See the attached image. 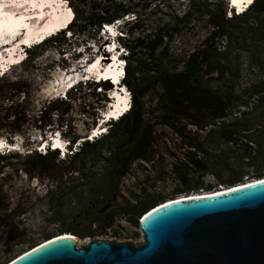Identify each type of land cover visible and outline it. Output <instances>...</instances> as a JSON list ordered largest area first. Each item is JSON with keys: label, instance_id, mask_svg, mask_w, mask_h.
Masks as SVG:
<instances>
[{"label": "trees", "instance_id": "trees-1", "mask_svg": "<svg viewBox=\"0 0 264 264\" xmlns=\"http://www.w3.org/2000/svg\"><path fill=\"white\" fill-rule=\"evenodd\" d=\"M66 1L73 14L68 31L79 23L78 34L91 29L98 32L104 24L133 15L134 21L120 28L124 37L117 40L128 51L122 84L130 93V108L116 121L104 124V133L91 140L89 136L80 142L78 137L69 138L63 158L59 157L58 150L49 148L44 154L35 150L25 155L10 151L0 154V255L3 256L0 264L15 258L9 247L21 235L17 215L10 211L12 198L6 189L12 175L18 172L39 182H60L54 191L51 186L44 190L43 200L53 215V222L60 226V217L78 216L75 221L81 223L80 226L85 225L79 233L93 235L94 227L104 233L118 214L139 224L143 213L165 201V198L147 199L143 204L133 205L131 198L120 191L121 182L132 166L140 162L151 164L159 156L161 127L179 137L185 152L182 164L186 170L178 173L185 186L180 194L194 191L188 179L191 172L212 173L218 177L227 170L232 176L225 186L228 187L245 182L241 174L236 176L232 169H224L230 168V162L243 161L251 169L264 163V0H253L243 13L230 12L229 17L221 1L189 0L180 15L170 12L167 23L157 22L156 29L148 33L140 17L147 12L150 0L130 1L126 9L104 6L100 14H95L94 9L85 4L78 9L72 0ZM202 17L207 19L211 35L225 40V51L219 55L211 48L194 51L188 55L182 71L170 70L175 57L169 53V44L175 35ZM64 36L65 32L61 31L43 44L56 45ZM232 51L245 54L250 67L248 72L255 73L253 77L243 79V68L240 63H233ZM29 58L30 51L26 59ZM213 75L216 77L212 78ZM22 85L16 80L1 86L0 98H7L12 91L20 92ZM83 86L94 94L98 90L96 96L108 101L105 95L112 89L109 83ZM61 105H65L62 100L48 102V116L43 114L45 108L36 120L40 123L38 129L52 127L51 114L60 118L68 113L69 109L62 111ZM22 122L13 120L8 127L9 134H18ZM57 128L61 129L63 137L71 130L62 122ZM7 142L13 144L10 140ZM263 176L260 174L258 178ZM69 197L76 199V205L64 210V200ZM24 204L30 205L31 200L27 198ZM76 231L75 224L59 227V232L69 235ZM51 237L46 233L41 238L45 241Z\"/></svg>", "mask_w": 264, "mask_h": 264}, {"label": "rangeland", "instance_id": "rangeland-1", "mask_svg": "<svg viewBox=\"0 0 264 264\" xmlns=\"http://www.w3.org/2000/svg\"><path fill=\"white\" fill-rule=\"evenodd\" d=\"M4 1L5 0H2V2ZM63 1L67 3L66 0ZM130 1L132 3L136 2V0H72L74 6L78 7V9L82 8L85 4L90 9H94L93 11L95 14H100L99 10L104 6H110L112 9L121 8L122 6L123 9H126ZM188 1L189 0H150L147 12L142 13L140 17V20H142L145 25V29H147L146 33L156 29L157 22L162 24L167 23L170 12L180 15L179 13H182L187 7L186 4ZM205 1H221L225 4L227 7L226 17H229L230 12L241 14L245 11L236 13L234 9L230 8V1L235 4L232 0ZM245 3L247 2L245 1ZM67 6L70 9L69 5ZM241 8H238V11H240ZM153 11L155 16H153ZM104 13L105 11L101 14L104 15ZM128 21H134L133 15H128ZM78 25L79 23H76L74 29L70 31L72 35L70 38H67L65 34L63 38L60 37L56 45L50 42L43 44L46 41L44 40L40 44L37 43L36 46H34L35 44L32 45L31 48L34 46L32 49H25L27 50L25 56L27 57L28 51H30V58L19 65L12 66L9 68V71L1 77L2 81H0V87L6 86L16 80L23 83V88L20 92L12 91L9 92L7 98H0V141L6 142L7 144H9L7 141H12L14 147H11L10 152L21 155L30 153L31 150L38 152L40 149L36 147L37 144L40 146L45 144V142L50 143L48 142L49 139L56 143L58 140V144L62 143L63 145H67L69 138L78 137L80 138L78 142H80L87 136H90L95 124V129L99 131L98 126L102 123L101 121L105 119V114L109 112V108L113 103V99L110 97L111 91L106 92L105 97L108 99L107 102L102 101L101 96H96L98 90L95 91L94 94L90 92V89H87L86 86L84 87V84L79 87L81 88L80 91H77L79 88L71 91L68 96L69 98L66 96L67 100L62 99L60 96H56V93H54L56 92L55 90L51 93L47 92L55 75L68 72L65 70L68 69L70 60H73L74 70H80V67H76V61H80L77 58L81 56V54L77 55V49H80L81 52L86 48L87 56L92 59L95 56L94 52L102 45V38L100 37L99 31L97 32L91 29L84 34H78L76 32ZM211 31L212 29L207 19L202 17L197 21L194 20L188 28L183 29L180 33L175 35L173 41L169 44V53L175 57V62L170 64L169 69L182 71L188 55L197 50L206 49V51H209L208 49L211 48L215 50L218 55L223 53L226 49L225 40L218 35L212 36ZM11 39L12 38L9 37L5 41L0 40V46L9 44ZM2 50L8 51L6 47ZM97 53L99 54V52ZM145 56L146 54H143V57ZM81 57L83 58V56ZM96 57L97 54L95 58ZM231 59L235 64L236 62L240 63L243 68V79L255 75L253 72H248L250 67L247 66L248 60L244 53L241 51H232ZM215 77L214 75L212 76V78ZM68 99L71 101L69 102ZM55 100L56 102L57 100L58 102L60 100L64 101L65 105H61L60 108L62 111L68 108V113L60 118H56L54 114H51L50 118L53 121L52 127H50V129L48 127H45L43 130L38 129L37 126L40 123L36 120L41 112H44V109L48 107V102ZM48 112L49 108H47L43 114L46 113L45 116H48ZM99 117H101V119ZM18 119L19 122L23 120L20 125V132L14 135L9 134L8 127L13 120ZM111 121L114 120H109L108 122ZM60 122L67 124L71 129L66 137H63L60 133L61 129L57 128L60 126ZM103 128L105 127L103 126ZM159 129L162 138L161 146L157 148L159 156H156L154 162L151 164L140 162L132 166L131 171L121 182L120 191L126 197L131 198L130 203L133 205L138 203L143 204L147 199L156 200L157 198H165V201H167L179 195H187L184 193L180 194V192L185 189V186L180 182L178 177L180 170H186L182 164L185 152L181 149V141L179 137L173 134L169 129L165 127ZM104 131L105 129L102 130V133H104ZM47 148H49V144ZM41 154L44 153L41 152ZM59 157L62 158L61 154H59ZM230 163V168L226 167L224 169H232L236 176L241 174L242 181L245 182L257 179L260 174H264V163L255 166L256 168L253 169L246 166L243 161ZM9 172V170H6L5 173L9 174ZM231 178L232 176L227 170L222 171L218 177L212 173L196 174L191 172L189 173L188 179L194 191L188 194L217 190L220 187H225ZM59 185L60 182L52 183L49 180L39 182L37 179L29 178L21 172H18L17 175H12L10 184L6 189L9 197L12 198L9 201V203L12 204L10 206V211L12 214L17 215V221L20 224L19 233L21 232L18 240L9 247L12 250L11 252L14 253V257H17L43 242L44 240L41 237L46 233L51 234L53 237L64 233L69 234L68 232H59V227L62 225L64 227L75 224L78 231L70 235L75 237L78 240L77 243L80 242L81 246H84L91 239L104 237L105 233L108 234L106 230L110 233L108 237L112 239L115 238L119 240L120 243L128 242V240H131L133 243L141 241L139 224L132 223L122 214L115 216L114 222L110 227L105 229L104 233L102 231L100 232V230L98 231L97 228L94 227L93 235H82L79 233L80 230L85 229V225L82 223L83 225L80 226L81 223L78 224V221H75L78 219V216H75L73 219L68 215L60 217V226L53 222V215H50L47 207H45L46 202L43 200L45 195L44 190L51 186L52 191H54ZM227 186L229 187L232 185ZM27 198L31 200L30 205L24 204ZM75 205L76 199L73 197L64 200V210L67 208H74ZM74 221L75 223H73ZM128 222L131 224L129 231ZM29 241L33 242L28 245ZM0 251H2V247H0ZM0 257L3 256L0 255Z\"/></svg>", "mask_w": 264, "mask_h": 264}, {"label": "water", "instance_id": "water-1", "mask_svg": "<svg viewBox=\"0 0 264 264\" xmlns=\"http://www.w3.org/2000/svg\"><path fill=\"white\" fill-rule=\"evenodd\" d=\"M140 222L138 243L91 239L78 246L74 237L62 235L8 264H264V179L164 201Z\"/></svg>", "mask_w": 264, "mask_h": 264}, {"label": "bare ground", "instance_id": "bare-ground-1", "mask_svg": "<svg viewBox=\"0 0 264 264\" xmlns=\"http://www.w3.org/2000/svg\"><path fill=\"white\" fill-rule=\"evenodd\" d=\"M232 1L236 2L237 5H239L241 3L244 4V1L248 2L249 0H232ZM48 7L51 8L52 12L49 11ZM30 14L32 15L30 16ZM35 17L37 18L35 19V22H34V20H31V19ZM70 17L71 15L69 11L55 9L53 0H16V1L15 0H5L4 2L0 0V40L5 41V39L7 38L5 34H10V37L13 38L10 40V44L14 45V47L16 48L20 47L22 50L20 52L17 50L13 53L14 48H12L10 51L7 52L8 53L7 55H4L2 57L1 64L7 63V62H12L13 65L19 64V62L22 59L20 56L25 54V52L27 51L25 50V47L27 48L28 45L31 47L34 44H35L34 46H36V44L38 43L37 38L40 37V35L42 34L44 30L49 29L50 30L49 33L54 34L58 31H62L63 29H68L67 27L69 25ZM34 23L36 24L33 25ZM31 26H34L35 29L34 28H33L34 30L30 29ZM23 28H25L26 33L25 34L24 32L20 33V37L15 39L13 37L14 33L18 29L21 31ZM107 43L108 41L105 42L102 45V47L106 46ZM102 47H100V50L102 49ZM109 54L112 55V53H109ZM109 54L105 53L104 57L107 58L106 61L111 64L110 68H105V65H101L100 63V61H103V59L102 60L98 59L91 67H89L88 72L96 73L99 77H102V78H109V79L117 78L120 81L119 79L120 68H118L117 65L114 64L115 63L114 57H112L111 59L109 58L110 56ZM98 55L99 54L97 53V57ZM81 76H85V74L81 75V73L78 70H74V69L66 73H63V74L55 75L54 80L52 81V83H50L51 85L49 89L47 90V92L51 93L55 90L56 92L54 93H57L60 89L62 88L65 89V87H68V85L73 80H77L78 77H81ZM115 97H116V101L113 102L112 104H114L115 106L117 105L119 109L126 108L125 107L126 97L123 96V94H118V92H116ZM112 109H113V106H110L109 111L110 112L114 111ZM101 122H100L101 124L98 126L99 131H102L104 129L103 125L106 123L105 120H102ZM13 146H14L13 144L10 145V144H7L6 142L0 141V147H13ZM263 179H264V176L261 178L251 180V181H246L234 187H220L214 191H210V192L202 191L199 193L182 195V196L176 197L175 199H185V198L207 196V195L227 191L230 188H236V187H242L244 185H249V184L261 181ZM171 200H167L166 203L170 202ZM62 235L73 237L69 234H61L55 237L62 236ZM76 241L78 242L77 239ZM78 246H81L80 242L78 243ZM29 250L25 251L24 253L28 252Z\"/></svg>", "mask_w": 264, "mask_h": 264}, {"label": "built area", "instance_id": "built-area-1", "mask_svg": "<svg viewBox=\"0 0 264 264\" xmlns=\"http://www.w3.org/2000/svg\"><path fill=\"white\" fill-rule=\"evenodd\" d=\"M128 22L129 21H128V14H127V15H124L120 20H116V21H114L111 24H104V25L101 26V28L99 30V33H100V37L102 38V45L105 42H107V41H108V43H107L106 46H103V47L101 45L100 47H102V49L99 50L97 48V50L94 52L95 56H96L97 52H99L98 57L95 58V56H94V58L91 59V58H89L87 56L88 54H86V50H87L86 48H84V51H81V52H80V49H77L78 50L77 51V55L81 54V56H83V58L81 56H79L77 58L80 61H76V64L78 65V66L76 65V67L77 68L80 67L79 71H80L81 75L85 74V76L84 77L81 76L77 80H73L68 85V87L72 86L70 91L75 90V88L78 85H82V84L86 85V84L89 83V80L92 79V77L90 76V74L92 72H88L89 67H91L98 59H100V60L103 59V61H100V63H101V65H105V68H110L111 64L106 61L107 58L104 57L105 53H107V54L112 53V55L109 54L110 55L109 58L110 59L112 57L115 58V63L114 62L113 63L115 65H117L118 68H120V70H119L120 71L119 79H120V81H123V79L125 78L126 58L128 57V51L118 43L117 39L116 40L110 39L109 34L111 32H116V33L119 34L120 37H124V34H123V32H121L120 28L124 24H127ZM65 34L67 35V38H70L72 36L70 34V31H67ZM115 48H118V50L116 51ZM115 51H116V53H115ZM86 57H88V58H86ZM66 60H68V59H66ZM79 62H80V64H79ZM69 63H70V64H68L69 67L65 71H69L71 69H75L73 60L72 61L70 60ZM93 74L97 75L96 73H93ZM123 96L126 97V102H125L126 103V107H130V101H131L130 97L131 96H130L129 91L126 89V87H125V91L123 92ZM139 222H140V219H139ZM130 228H131V224L128 222V231H129ZM106 231H107L108 234L105 233L104 237H99V238H95V239L104 240V241H112V240H114V241L120 242L119 240H116L115 238L112 239V238L108 237L110 235V233L108 232V230H106ZM139 233H140V237L142 239V234L140 232V229H139ZM128 242H132V241L128 240ZM87 243L85 245H87ZM121 243H123V242H121Z\"/></svg>", "mask_w": 264, "mask_h": 264}, {"label": "clouds", "instance_id": "clouds-1", "mask_svg": "<svg viewBox=\"0 0 264 264\" xmlns=\"http://www.w3.org/2000/svg\"><path fill=\"white\" fill-rule=\"evenodd\" d=\"M72 15H73V14H72ZM66 32H67V31H65V33H66ZM115 33H116V32H115ZM118 38H120V36H118V37L115 38L114 40H116V39L118 40ZM32 48H33V47H32ZM32 48H31V49H32ZM28 50H29V49H28ZM24 57H25V60H26V56H25V54H24ZM25 60H24V61H25ZM24 61H23V62H24ZM21 63H22V62H21ZM123 80H124V79H123ZM118 81H119V80H118ZM89 83H90V82H89ZM121 83H122V81H121ZM75 85H76V84H75ZM122 85H123V84H122ZM71 87H72V86L68 87V89H67V93H66V96H67L68 92L71 90ZM124 91H125V86L123 85V92H124ZM65 100H66V97H65ZM93 134H94V133H93ZM140 220H141V218H140Z\"/></svg>", "mask_w": 264, "mask_h": 264}, {"label": "flooded vegetation", "instance_id": "flooded-vegetation-1", "mask_svg": "<svg viewBox=\"0 0 264 264\" xmlns=\"http://www.w3.org/2000/svg\"><path fill=\"white\" fill-rule=\"evenodd\" d=\"M191 194H193V193H191ZM189 195V194H188Z\"/></svg>", "mask_w": 264, "mask_h": 264}]
</instances>
